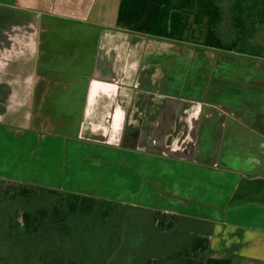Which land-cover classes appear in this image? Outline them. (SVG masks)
<instances>
[{"label": "crops", "instance_id": "0c3cea01", "mask_svg": "<svg viewBox=\"0 0 264 264\" xmlns=\"http://www.w3.org/2000/svg\"><path fill=\"white\" fill-rule=\"evenodd\" d=\"M119 5L0 0V178L177 215L183 246L264 264V58L120 29Z\"/></svg>", "mask_w": 264, "mask_h": 264}, {"label": "trees", "instance_id": "16d2710c", "mask_svg": "<svg viewBox=\"0 0 264 264\" xmlns=\"http://www.w3.org/2000/svg\"><path fill=\"white\" fill-rule=\"evenodd\" d=\"M118 28L264 58V0H120ZM118 203L0 178V264H105L119 238L108 229ZM177 215L153 211L161 231ZM109 223V224H108ZM98 231L101 239H96ZM197 235L145 264H232Z\"/></svg>", "mask_w": 264, "mask_h": 264}, {"label": "rangeland", "instance_id": "374dc122", "mask_svg": "<svg viewBox=\"0 0 264 264\" xmlns=\"http://www.w3.org/2000/svg\"><path fill=\"white\" fill-rule=\"evenodd\" d=\"M113 202L119 206L110 216L108 229L117 231L119 238L108 253L105 264H145L150 259L183 246L184 243L177 241L179 232L158 230L152 220V213L144 209L143 205ZM95 237L101 239L102 234L96 231Z\"/></svg>", "mask_w": 264, "mask_h": 264}]
</instances>
